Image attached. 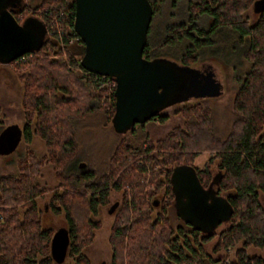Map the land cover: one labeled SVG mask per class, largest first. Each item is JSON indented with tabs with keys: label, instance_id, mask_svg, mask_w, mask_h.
Segmentation results:
<instances>
[{
	"label": "trees",
	"instance_id": "trees-1",
	"mask_svg": "<svg viewBox=\"0 0 264 264\" xmlns=\"http://www.w3.org/2000/svg\"><path fill=\"white\" fill-rule=\"evenodd\" d=\"M253 1H188L190 27L185 22L166 25L154 43L157 50L182 42L179 53L151 52L146 41L141 50L146 58L165 57L191 66L204 47L215 43L212 36L218 27L233 31L248 66L236 76L223 132L215 129L212 108L202 103L204 98L189 94L169 104L174 107L172 113L181 112L180 123L151 142L144 121L134 122L121 131L94 167L75 163L78 134L74 121L94 114L102 117V124L110 121L114 84L111 76L80 64L83 45L78 38L68 41L76 36L72 0H19L8 6L16 20L32 15L45 29L21 73L25 136L37 134L44 152L26 149L15 159V172L0 173V264H90L82 249L99 225L92 215L111 202V191L119 193V198L107 234L110 264H203L204 256L209 262L216 261L204 248L214 236L211 252L225 255V248L232 247L228 263L264 264L261 256L245 251L248 245H264V5L249 22L243 11L252 9ZM150 4L153 15L158 7L155 1ZM200 14L210 17L205 28L197 23ZM9 62L13 60L4 63ZM164 109L148 119L164 121L170 114ZM152 148L156 151L151 152ZM199 150L212 153L197 167L193 158ZM137 154L143 162H127L128 155ZM45 160L57 181L41 208L38 197L46 186L35 177ZM182 162L194 168L203 186L212 179V187L229 202L227 224L217 232L201 231L184 221V226L170 224L167 213L174 198L169 175L172 166ZM154 164L157 167L152 169ZM46 205L62 215L67 231L64 257L71 263L64 257L56 262L50 253L54 229L43 225L40 218Z\"/></svg>",
	"mask_w": 264,
	"mask_h": 264
},
{
	"label": "water",
	"instance_id": "water-1",
	"mask_svg": "<svg viewBox=\"0 0 264 264\" xmlns=\"http://www.w3.org/2000/svg\"><path fill=\"white\" fill-rule=\"evenodd\" d=\"M18 2L0 0V62L36 49L45 33L41 21L32 15L16 20L8 6ZM72 5V28L83 45L80 64L114 80L110 120L117 131L148 119L168 103L192 93L194 68L169 58H146L141 54L151 17L149 0H72ZM263 5L264 0H254L252 9L257 11ZM219 91L216 81L206 82L202 89L203 95ZM11 133L2 134L7 143ZM169 179L175 213L184 222L211 231L219 221L228 219L231 206L212 187V179L203 186L194 168L183 162L172 166ZM66 243V229H54L50 238L54 261L63 259Z\"/></svg>",
	"mask_w": 264,
	"mask_h": 264
},
{
	"label": "rangeland",
	"instance_id": "rangeland-1",
	"mask_svg": "<svg viewBox=\"0 0 264 264\" xmlns=\"http://www.w3.org/2000/svg\"><path fill=\"white\" fill-rule=\"evenodd\" d=\"M35 2L37 0H30ZM158 7L155 13L151 16L148 23V32L146 42L150 46L153 45L152 50L155 53L168 55L178 54L183 45L182 42L165 47L161 46L159 49H155L154 43L163 35V27L165 24H172L179 19H183L186 14V3L188 0H154ZM193 1V0H191ZM171 3V4H170ZM29 8L28 11H32ZM253 9H246L243 14L247 17L249 22H252L255 18ZM210 17L205 14L198 15L197 23L201 27H207ZM233 31L226 27H218L213 34V41L215 42L211 46L204 47L200 54L197 55L195 63L198 62L197 67L204 65L208 71L212 72V76L216 82L220 83V91L215 95H203L198 97L204 98L203 102H206L211 108L213 113V125L215 129L222 133L223 129L227 125V108L230 99L232 88L236 84V76L245 71L248 66V62L243 60L240 55V47L235 44ZM235 44V45H234ZM234 47L232 48V46ZM150 46L148 48H150ZM150 50V49H149ZM240 55V56H239ZM48 57H55L53 53H48ZM32 57V53L28 55L27 60L19 63H4L0 62V135L5 131L11 130L10 143L2 141L0 143V173H13L15 172V159L26 149H30L36 154L44 152V145L42 140L34 132H29V138L26 139L25 134L28 131L24 130V109L21 104L22 95V77L21 73L26 71L28 60ZM171 57V56H170ZM202 100V99H200ZM199 105V104H198ZM195 106V108H200ZM173 106L166 105L164 111L168 112V117L160 122L156 119L144 120L143 128L147 132L151 142H154L158 137H161L163 133L168 130L174 124H178L182 121L181 112L172 113ZM75 129L78 134V147L75 152V163H86V166H97L101 162L104 155L107 153L109 146L112 144L115 138L120 136L121 131H117L110 121L102 124V117L98 114H94L82 119L74 121ZM146 145V144H145ZM156 151L154 148L151 152ZM212 152L208 150H199L193 158V164L200 167L203 162L211 155ZM143 162L140 154L128 155L127 162L130 161ZM215 162V160H214ZM157 164L152 166L155 169ZM214 171V169H213ZM36 180L46 186L42 195L38 197V205L43 208L47 196L50 190L53 188L57 179L53 174V169L49 161L45 160L39 167ZM261 197V196H260ZM119 193L114 191L110 192L109 201L118 200ZM262 202L264 205V197L262 196ZM111 204V202H110ZM109 205L100 206L98 211L92 215L93 219L99 220V225L93 229V238L89 244H87L82 252L89 258L90 264H110L109 256L110 249L107 241L108 227L113 218L114 208H109ZM108 209V210H107ZM170 224L174 227L177 224L184 226L183 220L175 213V209L170 206L167 213ZM41 222L43 225L57 229L58 227H64L65 223L60 213L54 214L50 211L49 207L44 206L40 213ZM214 226L212 229L217 232L220 228L227 224L226 220H222ZM215 240V236L204 244V248L207 252L212 254V257L217 258L216 261H208L203 257V264H221L228 262L231 257L232 247L227 246L225 248L227 254L223 255L222 251L211 252V246ZM248 254H257L264 259V245L257 247L248 245L245 248ZM69 263L70 259L64 257Z\"/></svg>",
	"mask_w": 264,
	"mask_h": 264
},
{
	"label": "flooded vegetation",
	"instance_id": "flooded-vegetation-1",
	"mask_svg": "<svg viewBox=\"0 0 264 264\" xmlns=\"http://www.w3.org/2000/svg\"><path fill=\"white\" fill-rule=\"evenodd\" d=\"M149 1H154V0H149ZM188 1H191V0H188ZM187 1V2H188ZM193 1H195V0H193ZM171 4V3H170ZM187 15L188 14H186V16L183 18V19H179L177 22H175V23H172V24H178V23H181V22H185V26L187 27V28H189L190 27V25H191V22H189V21H187ZM151 16H152V13H151ZM26 17V16H25ZM37 18V17H36ZM151 18V17H150ZM150 21V20H149ZM166 25H169V24H165L164 25V27H163V30H164V28H165V26ZM35 27H36V25H35ZM147 31H148V27H147ZM147 31H146V33H147ZM188 31L191 33V34H194V32H193V30L192 29H188ZM151 47H153V45L152 46H150V48H148V49H150L151 50V52H154L153 50H152V48ZM198 62H196V63H194V65H191L190 67H192V68H194V78H193V80H194V88H193V91H192V93H191V96H193L194 98H198V97H200V96H203V94H204V92H202V89H203V86H204V84H206V82H215L216 80H214V78H213V76H212V72L211 71H208L206 68H205V66L204 65H201V63H200V65H199V67H197V64ZM217 83H219V82H217ZM220 84V83H219ZM178 100H181V99H178ZM173 102V101H172ZM172 102H170V103H168V105L169 104H171ZM164 107V106H163ZM160 110V109H159ZM158 111V110H157ZM156 111V112H157ZM8 132H11V130H8ZM5 139H3V136L2 135H0V142H2V141H4ZM107 205H109L108 207L109 208H114L115 207V205H116V203H115V200H113V202L111 201V204L110 203H108ZM174 208V207H173ZM108 210V209H107ZM221 223L223 222V221H220Z\"/></svg>",
	"mask_w": 264,
	"mask_h": 264
},
{
	"label": "built area",
	"instance_id": "built-area-1",
	"mask_svg": "<svg viewBox=\"0 0 264 264\" xmlns=\"http://www.w3.org/2000/svg\"><path fill=\"white\" fill-rule=\"evenodd\" d=\"M42 14V13H41ZM40 14V15H41ZM43 14H44V12H43ZM42 14V15H43ZM73 29V28H72ZM57 32H58V34H60V33H62V30L61 29H58L57 30ZM73 32L75 33V31L73 30ZM72 38H78L79 39V37H78V35L76 34V36H70L69 38H68V41H70ZM31 54V52H23V53H21V54H19L18 56H16L15 58H13V59H11V60H13L14 62H23V61H25V60H27V57H28V55H30ZM113 84H114V80H113ZM226 263H228V262H226Z\"/></svg>",
	"mask_w": 264,
	"mask_h": 264
}]
</instances>
